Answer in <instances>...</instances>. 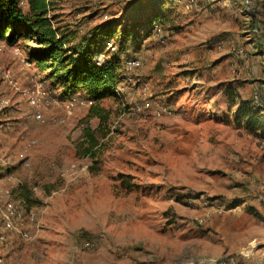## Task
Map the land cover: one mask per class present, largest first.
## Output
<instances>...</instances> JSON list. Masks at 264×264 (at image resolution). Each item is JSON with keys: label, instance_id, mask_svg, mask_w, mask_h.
Wrapping results in <instances>:
<instances>
[{"label": "rangeland", "instance_id": "1", "mask_svg": "<svg viewBox=\"0 0 264 264\" xmlns=\"http://www.w3.org/2000/svg\"><path fill=\"white\" fill-rule=\"evenodd\" d=\"M131 1L61 0L49 11L70 49L112 22L113 49L97 36L103 51L95 58L119 60L120 98L64 94L46 79L50 68L28 60L33 42L0 40V68L18 87L0 74V187L46 223L75 225L66 260L45 255L42 217L22 223L27 241L0 221V264H264V139L236 125L237 105L223 93L228 86L263 103V34L252 31L243 0H194L190 8V0ZM248 1L264 10V0ZM132 59L138 66L125 64ZM34 82L43 92L37 106L21 92ZM72 95L91 103L66 107ZM30 140L25 166L16 153ZM119 175L136 188L121 187ZM94 238L92 248H75ZM16 249L30 256L17 261Z\"/></svg>", "mask_w": 264, "mask_h": 264}, {"label": "trees", "instance_id": "2", "mask_svg": "<svg viewBox=\"0 0 264 264\" xmlns=\"http://www.w3.org/2000/svg\"><path fill=\"white\" fill-rule=\"evenodd\" d=\"M59 1L61 0H0V40L7 43H14L18 39H22L24 43L33 42L37 48L31 49L28 60H34L43 70L50 68L46 79L58 85L64 94L69 91H81L94 101L107 96L120 98L119 95L118 97L115 95L120 90L117 87L120 73L119 60L116 57L103 60L95 58L103 51L98 48L96 37L102 36L104 41L109 39L115 28L112 22L108 21L97 27L89 39H84L81 44L70 49L66 46L69 41L68 36L65 35L67 32L60 31V27L54 24V17L49 13L50 6ZM150 2L152 0H133L129 5L142 7L140 5ZM230 2L236 4L234 0ZM244 8L245 4L241 12L251 16L252 28L254 26L259 28L258 32L263 34L264 41V10L254 6L245 12ZM162 17L160 13L155 14L151 23L159 21L158 19ZM129 34L130 32L125 28L120 33L122 39H129ZM231 88L224 87L223 93L229 98L231 105H237L232 111L234 122L252 135L264 139V103H260L257 107L250 100L239 97L236 89ZM86 150L89 152L90 147ZM128 178L119 175L120 186L128 190L136 188L137 185L131 183ZM16 196L25 200L21 190Z\"/></svg>", "mask_w": 264, "mask_h": 264}, {"label": "built area", "instance_id": "3", "mask_svg": "<svg viewBox=\"0 0 264 264\" xmlns=\"http://www.w3.org/2000/svg\"><path fill=\"white\" fill-rule=\"evenodd\" d=\"M171 3H177L180 0H168ZM203 2H208L209 0H200ZM244 4L246 5V8L248 9V0H243ZM194 0H190L188 4L185 5V7L190 8L194 4ZM253 32L259 31V28L254 26L252 29ZM106 48L107 49H113V44L111 41L106 42ZM232 52L235 56L239 58L245 57L244 51L242 49L237 47H232ZM21 62L23 61V58L20 57ZM126 65L130 66H138L139 62L136 59L128 60L125 62ZM0 74L2 75L3 79L10 83L15 89H18L16 85V81L12 79L11 70L9 68H0ZM29 102L32 106H37L39 102V98L43 96V92H41V83L34 82L32 89H26L22 90ZM84 101H88V103H91L89 99H83L82 97H79L77 95H72L64 100L66 107H71L73 105L83 104ZM5 99H0V107L5 104ZM34 117L36 119L41 120V115L39 113H35ZM62 122V120L58 121ZM3 122L0 120V130L4 128ZM34 143V140L28 141L25 145L21 147L20 150L17 151L16 157L18 160H20L25 166L29 164L28 162V147ZM6 180H10V177H6ZM261 203L264 206V193L261 196ZM36 220V215L34 211L28 210L25 212L21 207H19L12 199H11V190L0 187V221L3 226V229L5 230H16L20 236V238L24 241H27L31 238L30 232L25 227H22V223H34ZM29 225V224H28ZM98 238L94 239H84L82 240L78 245L75 246L76 249H90L93 247V245L97 242ZM213 262H216L215 260H212ZM211 261V262H212ZM224 263V261L220 262V264Z\"/></svg>", "mask_w": 264, "mask_h": 264}, {"label": "crops", "instance_id": "4", "mask_svg": "<svg viewBox=\"0 0 264 264\" xmlns=\"http://www.w3.org/2000/svg\"><path fill=\"white\" fill-rule=\"evenodd\" d=\"M222 1L225 2L226 0H222ZM219 3L220 2H217V4ZM253 46L259 48L258 45H253ZM14 70L16 71L15 67H13V72ZM82 95H86V94L82 92ZM39 218L41 219L40 227H38V235L41 238L39 244H45L48 246L47 250H44L45 255H47L48 257L51 256H60L62 258L65 257L66 260L71 258L73 256V252H75L74 248L71 246L73 242L72 239H73V233L75 231V225H73V223H67L66 221H62L61 224L59 223L48 224L46 223V221H44L43 215L41 214H39L38 217H36V221L38 219L37 224H39ZM13 252H14L13 253L14 256L16 257L15 260L17 261L23 256H27V257L30 256L29 251L25 253L22 250L16 249Z\"/></svg>", "mask_w": 264, "mask_h": 264}]
</instances>
